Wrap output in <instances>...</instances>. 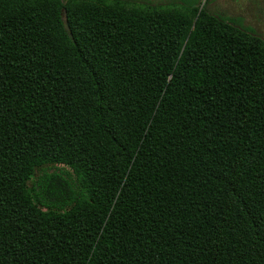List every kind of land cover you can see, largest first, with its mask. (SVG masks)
Wrapping results in <instances>:
<instances>
[{"label": "trees", "instance_id": "trees-1", "mask_svg": "<svg viewBox=\"0 0 264 264\" xmlns=\"http://www.w3.org/2000/svg\"><path fill=\"white\" fill-rule=\"evenodd\" d=\"M225 16L0 0V264H264V37Z\"/></svg>", "mask_w": 264, "mask_h": 264}, {"label": "rangeland", "instance_id": "rangeland-1", "mask_svg": "<svg viewBox=\"0 0 264 264\" xmlns=\"http://www.w3.org/2000/svg\"><path fill=\"white\" fill-rule=\"evenodd\" d=\"M149 1L152 3H168L172 0H136ZM179 3L197 6L217 8V11L235 17H242L243 23L226 17L236 24L242 25L246 29H254L258 34L264 37V0H177ZM247 25V26H246Z\"/></svg>", "mask_w": 264, "mask_h": 264}]
</instances>
